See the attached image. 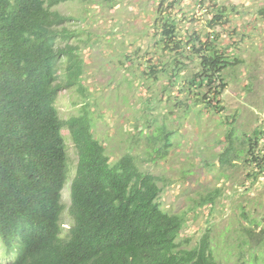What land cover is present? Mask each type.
Wrapping results in <instances>:
<instances>
[{
  "label": "trees",
  "instance_id": "16d2710c",
  "mask_svg": "<svg viewBox=\"0 0 264 264\" xmlns=\"http://www.w3.org/2000/svg\"><path fill=\"white\" fill-rule=\"evenodd\" d=\"M63 1L0 0V239L9 256L6 264H264V220H249L244 207L242 217L249 224L221 257L211 229L195 246L191 239L181 242L186 218L163 209L160 178L144 172L132 152L113 161L94 134L87 108L61 118V92L78 85L87 91L81 50L70 43L77 36L68 27L74 18L56 9ZM195 1L210 16L208 30H183L179 6L184 0H162L152 25L158 60L150 54L142 75L135 76L146 95V125L136 139H147L149 162L166 159L176 135L169 117L174 112L162 123L148 116L157 104L152 87L165 77L162 95L171 100L176 88L182 103L187 99L193 107L221 113L227 71L242 63L234 50L222 47L217 31L230 23L229 9ZM235 124H228L218 162L224 170L243 163L250 187L264 180V123L252 132H240ZM217 195L204 198L202 205H212Z\"/></svg>",
  "mask_w": 264,
  "mask_h": 264
},
{
  "label": "rangeland",
  "instance_id": "374dc122",
  "mask_svg": "<svg viewBox=\"0 0 264 264\" xmlns=\"http://www.w3.org/2000/svg\"><path fill=\"white\" fill-rule=\"evenodd\" d=\"M161 2L65 0L56 7L62 14L74 18L68 27L77 36L70 43L81 50L85 63L82 78L87 89L84 93L79 85L64 89L57 108L65 120L87 108L94 134L103 141L113 161L132 152L144 172L160 178L159 201L163 209L186 218L179 240L191 239V247L195 246L211 229L216 254L221 257L227 245L238 244L242 227L249 224L242 217L244 207L249 220H264V180L259 179L248 187L251 180L243 163L224 170L217 157L224 147L229 122L235 121L240 132H252L264 123V0H206L207 7L217 4L229 9L230 23L225 28L218 26L217 31L222 47L234 50L242 63L234 72L227 71L229 88L223 95L225 110L221 113L207 112L202 105L193 107L184 98L182 103L176 88L171 100L166 93L162 95L165 77L152 87V92L158 95L157 104L151 106L148 116L162 123L165 115L174 112L169 117L176 135L170 155L164 160L149 162L147 139L144 136L136 139L146 125L142 110L146 95L135 76L142 75L147 66L145 62L150 54L154 55L152 25ZM179 8L183 11V15L179 14L183 30H208L210 16L205 9L196 7L195 0H184ZM125 56H131L134 62L128 63ZM158 57L155 54L153 61L157 62ZM60 77L64 78L63 72ZM185 105H190L191 111ZM64 135L71 160L75 162L69 132L64 131ZM216 192L212 205H202L204 198ZM69 193L70 182L64 193L66 204ZM64 220L69 221L66 214ZM8 257L0 239V262L7 263Z\"/></svg>",
  "mask_w": 264,
  "mask_h": 264
},
{
  "label": "clouds",
  "instance_id": "9594fccd",
  "mask_svg": "<svg viewBox=\"0 0 264 264\" xmlns=\"http://www.w3.org/2000/svg\"><path fill=\"white\" fill-rule=\"evenodd\" d=\"M65 193V192H64ZM64 228L66 229V228H68V223H66L65 222V220H64ZM1 263V262H0ZM4 264H6V263H4Z\"/></svg>",
  "mask_w": 264,
  "mask_h": 264
},
{
  "label": "built area",
  "instance_id": "2783aa9c",
  "mask_svg": "<svg viewBox=\"0 0 264 264\" xmlns=\"http://www.w3.org/2000/svg\"><path fill=\"white\" fill-rule=\"evenodd\" d=\"M200 1V0H199Z\"/></svg>",
  "mask_w": 264,
  "mask_h": 264
}]
</instances>
